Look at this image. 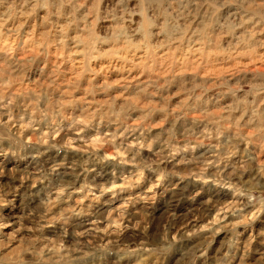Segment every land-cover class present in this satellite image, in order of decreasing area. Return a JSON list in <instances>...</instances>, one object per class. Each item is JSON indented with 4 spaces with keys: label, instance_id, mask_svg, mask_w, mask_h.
<instances>
[{
    "label": "clouds",
    "instance_id": "9594fccd",
    "mask_svg": "<svg viewBox=\"0 0 264 264\" xmlns=\"http://www.w3.org/2000/svg\"><path fill=\"white\" fill-rule=\"evenodd\" d=\"M13 7L9 0H0V9L3 10L0 15V43L3 47L0 50L6 54V59L0 63V81L4 82V93L8 92L10 83L22 79L28 71L26 61L8 54L12 42H15L17 48L21 47L20 33L11 12ZM29 7L35 13L33 19L36 27L42 29L48 38L41 49V54L46 59L49 55L46 50L49 47L54 48L59 55L73 42V37L69 35L70 29L76 32V46L87 41L82 51V72L87 74L86 79L90 87L97 75L104 78V82L96 86L99 91H105L122 81L126 86L133 75L136 86H144L140 88L141 93L149 86L164 87L170 81L165 80L161 84L162 77L182 76L184 73L194 72L197 65L192 61H187V66L177 65L173 60L171 65L162 67L158 52L166 50L164 59H167V53L173 49L179 53L185 46L192 48L204 41L214 43L223 37H232L238 29L241 30V35L237 39L243 43H246L245 37L251 39L259 32H264V0H86L84 3L73 5L75 11L81 8L85 10L80 17H77L75 12L71 16H62L59 9L63 5L55 0H34ZM134 17L138 19L134 20ZM81 23L83 28H80ZM22 25L23 21L20 26ZM253 29L256 31H252ZM257 46L264 48V41L258 42ZM134 52L143 53V59L137 62L133 56ZM93 61L107 62L106 67L97 69L92 64ZM61 63L58 59L52 64L46 79L55 80L66 75L60 68ZM109 71L122 74L121 80L109 82ZM41 73H44V69H41ZM140 76H145L146 79L141 81ZM230 79L232 77L227 76L218 82L213 81L219 89L216 94L219 99L231 97L232 102L227 105L225 111L238 113L239 118L249 112L255 114L259 111L264 114V82H243L241 78L229 84ZM192 91L195 92V88ZM85 92L88 93L89 89H85ZM237 93L241 95L237 97ZM121 96L112 97L101 106L104 108L103 117L100 116L99 108L95 112L86 108L78 119L70 120L67 132H75L76 135L66 145L59 142L48 145L52 148H71L81 139L79 132L90 126L94 119L114 117L109 119V123L114 126L113 130L103 134L97 133V137L90 144L87 141L76 144L75 151L85 155L79 163L74 162L69 166L70 171L58 172L63 166L60 163L45 171L40 159L42 153L38 150L31 161L34 171L17 165L6 169L0 162V264H197V261L199 264H264V252H261L255 261L247 257L238 258L237 251L243 233L236 230L237 224L246 223V219L239 218L244 208H253V217L264 210V162H260L258 176L244 179L245 172L251 170L249 161H227V156L234 155L240 143L247 145L256 141L237 133L233 141L226 146L219 143L217 130L212 129V138L217 139V143L209 144L208 147L214 159L207 160L201 167L198 157L182 156L180 163L187 166L186 170H168L161 167L166 157L154 154V159H138L139 152L133 153L132 149L124 144L127 140L125 133L131 134L127 117L122 116L128 109L121 105L117 111H109L110 106ZM188 99L198 101L200 97L186 95L185 101L173 109L180 113L176 119L188 118L190 110H197L194 106L186 105ZM8 103H11V100ZM181 109L184 111L181 112ZM202 118L203 113L193 118L192 125H196ZM23 127L32 129L33 136L22 138V134H15L13 137H3L9 143L7 147L0 144V156L16 157L22 149L44 144L52 140L54 135L59 136L61 131H65L58 127L52 128L50 122L47 125L50 131L36 136L32 120L24 123ZM168 132L169 137L175 139L171 129ZM207 138L203 134H193L192 126H189L185 128L183 145L170 148L168 155L192 153ZM117 140L119 144L114 143ZM84 144L88 146L85 147ZM102 144H110L124 153L127 163L132 164L135 169L132 173L134 180L142 178L145 172H150L155 177L153 187L170 176L180 177L176 184L172 185L173 190L186 179L189 182L201 181L208 185L209 190L213 185L228 186L234 199L238 201V204L230 209L231 214L237 218L235 224L227 226L231 235H226L221 241V247L212 255L207 254L210 242H201V246L187 249L182 243L185 240L183 231L175 227V213L166 210L167 216L164 217L161 213L162 219L158 221L155 209L149 210L151 204L148 201H151L152 197L130 194L119 209L113 208L106 215L104 212L92 211L95 204L101 203L105 194L111 193L113 197L117 195L115 181L111 184L93 185L86 179L87 173L92 170L88 167L90 159H105L103 156H97L92 147L95 145L98 149ZM136 144L138 148H151V142L137 140ZM259 147L260 155H264V140L259 141ZM121 162L117 158V163ZM221 163L222 167L217 166L215 172L205 175L207 164ZM81 176L85 178L81 180ZM4 177L8 178L6 182ZM49 177H54L55 183L50 180L45 184L44 181ZM77 181H80L79 185ZM133 186L134 183H129L127 179L121 185L123 188ZM142 200L145 203L128 216L125 212L126 206ZM211 200L212 197L209 196L208 202ZM85 201L88 203L85 204ZM103 203L107 204L109 201ZM220 227L224 228L225 225L221 224ZM129 230H132V238L124 237V233Z\"/></svg>",
    "mask_w": 264,
    "mask_h": 264
},
{
    "label": "rangeland",
    "instance_id": "374dc122",
    "mask_svg": "<svg viewBox=\"0 0 264 264\" xmlns=\"http://www.w3.org/2000/svg\"><path fill=\"white\" fill-rule=\"evenodd\" d=\"M9 2L14 5L11 12L16 19L21 47L17 48L15 42H12L8 54L26 61L28 71L22 79L8 85L7 93L3 91L4 82L0 81V144L7 147L9 141L3 139L5 136L13 137L15 134H22V138L32 137V129L23 127V124L29 120L33 121L36 136L50 131L47 128L50 122H52V128L58 127L65 131H61L59 136L54 135L52 140L44 144L22 149L16 157L0 156V162L6 169L17 165L20 168L27 167L29 171H34L31 161L32 156L38 150L42 153L40 159L43 161L45 171L57 163L63 165L57 170L58 172L70 171L69 166L74 162L79 163L85 155L75 151L76 144H82L85 141L90 144L97 137V133L103 134L113 130L114 126L109 123V119L114 117L94 119L90 126L84 127V130L79 132L81 139L71 148H52L48 145L57 142L66 145L76 135L75 132H67L70 120L78 119L86 108L93 112L99 108L100 116L103 117L104 108L101 106L105 105L110 98L122 94L121 98L116 99L115 104L110 106L109 111L115 112L121 105L128 109L122 116L127 117L131 134L125 133L127 140L124 141V144L131 148L133 153L139 152L138 159L149 157L154 159V154H160L162 158L166 157L161 167L183 171L187 166L180 163L182 156L192 155L200 159L201 167H203L207 160L214 159L208 146L217 143V139H213L211 133L212 129H216L219 143L226 146L233 141L237 133L256 141V143L247 145L243 142L240 143L235 154L227 156V161L228 163H234L241 159L249 161L251 170L245 172L244 179L258 176L260 162H264V155H260L259 147V141L264 140V114L259 111L255 114L249 112L243 118H239L238 113L225 111L227 105L232 102L231 97L226 96L219 99L216 95L219 89L216 88L213 81L218 82L231 76L232 79L228 80L229 84H233L241 78H243V82L251 81L257 84L264 82V48L257 46L258 42L264 41V32H259L251 39L245 37L246 43H243L237 39L241 35V30L238 29L232 37H223L214 43L204 41L192 48L185 46L179 53L173 49L167 53V59H164L166 50L158 52L162 67L166 64L171 65L173 60L177 65L187 66V61H192L197 65L194 72H187L182 76L162 77L161 84L165 80L170 81L164 87L149 86L146 91L141 93L140 88L144 86L137 87L135 75H133L127 81L126 86L122 81L120 84H113L105 91H99L96 86L102 84L104 78L97 75L90 87L86 79L87 74L82 72L84 66L82 51L87 45L86 40L83 44L76 46L74 44L76 32L70 29L69 35L73 37V42L69 43L68 48L61 51L59 55L54 48L49 47L46 50L49 53L46 59L41 54V49L48 38L42 29L36 27V22L33 19L35 13L29 7V4L34 0H9ZM55 2L63 5L59 11L65 17L71 16L74 12L77 17H80L85 11L82 8L75 11L73 5L84 3L86 0H55ZM2 14L3 10L0 9V15ZM40 15L42 16L43 13L41 12ZM133 19H138V17ZM21 21H23L22 27L20 26ZM83 27L84 25L81 23L80 28ZM2 47L3 45L0 43V49ZM133 56L137 62L143 59V53L134 52ZM5 59V52L0 50V63H3ZM58 59L62 61L60 68L66 75L55 80L46 79L52 64ZM106 63L92 62L97 69L105 68ZM41 69H44L43 74ZM194 74L195 80H193ZM121 75L115 71H109L107 79L109 82L121 80ZM139 79L144 81L146 77L140 76ZM197 85L199 87H196ZM193 88H195V92L192 91ZM85 89H89V92L86 93ZM186 95L200 97L198 101L188 99L186 102V105L194 106L197 110H190L188 118L176 119L175 117L180 113L173 109L185 101ZM236 95L239 97L241 93ZM9 100L11 103H8ZM6 104L7 107H5ZM182 111L184 109H181ZM201 113H203V118L193 126L192 119ZM189 126H192L193 134H203L208 138L203 140L201 146L192 153L184 152L169 156L170 148L183 145L185 128ZM169 129L175 139L169 137ZM121 139L123 138L121 137ZM137 140L151 142V148H138ZM114 143L119 144V140ZM84 146L87 147L88 144H84ZM92 147L97 156H103L105 159L102 161L90 159L88 167L92 170L87 173V181L93 185L111 184L112 181H115L117 192L114 197L111 196V193L105 194L101 198V203L95 204L92 211L104 212L106 215L113 208L119 209L130 194L138 197H152V200L148 201L151 204L149 210L155 209L158 221L162 219L161 213L164 214V217L167 216L166 210L175 213V227L183 231L185 240L182 243L187 249H192L193 246L199 247L201 242H210L207 254L212 255L217 248L221 247V241L226 235H231L227 226L235 224L237 218L231 214L230 209L236 206L238 201L234 199L228 186L213 185L209 190L208 185L201 181L192 180L189 182L186 179L173 190L172 185L176 184L180 177L170 176L153 187L155 177L150 172H145L142 178L134 180L132 177V173L135 171L133 165L127 163L124 153L114 149L112 145L102 144L98 149L95 145ZM161 149L164 151L162 152ZM131 154L129 153V155ZM20 157H24V159ZM253 157H257V159H252ZM117 158L122 162L117 163ZM217 166L222 167L223 164H207L205 175L215 172ZM77 171H80L79 168ZM68 178L65 177V179ZM84 178L81 176V180ZM3 179L6 182L8 178L4 177ZM125 179L129 183H134V186L131 188L121 187ZM50 180L55 183L54 177H49L44 183L48 184ZM79 183L80 181H77V185ZM185 185L187 186L185 187ZM209 196L212 197L210 203L208 202ZM103 201H109V203L104 204ZM84 203L87 204L88 201ZM144 203L143 200L135 204L129 203L125 208L126 214L131 216ZM254 211L251 207L244 208L239 218L246 219V223L236 225V230L243 233L240 237L241 243L237 256L238 258L247 257L253 261L258 258L261 252H264V210L259 211L253 217ZM115 215L114 213V224L116 223ZM221 224L225 227L221 228ZM131 231H126L124 237L132 238Z\"/></svg>",
    "mask_w": 264,
    "mask_h": 264
}]
</instances>
